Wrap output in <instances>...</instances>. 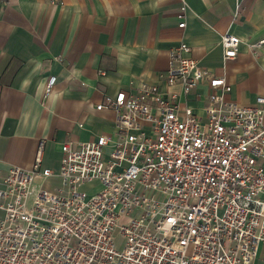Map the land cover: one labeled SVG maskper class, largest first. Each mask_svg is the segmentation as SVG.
I'll return each instance as SVG.
<instances>
[{
  "label": "built area",
  "instance_id": "obj_1",
  "mask_svg": "<svg viewBox=\"0 0 264 264\" xmlns=\"http://www.w3.org/2000/svg\"><path fill=\"white\" fill-rule=\"evenodd\" d=\"M240 42L221 33L223 60ZM189 51L170 50L157 84L104 95L95 108L116 113L115 140L64 141L57 170L42 166L41 142L29 169H0V264H253L264 245V96L226 101L231 86ZM203 81L199 115L180 95ZM49 177L59 184H37Z\"/></svg>",
  "mask_w": 264,
  "mask_h": 264
},
{
  "label": "crops",
  "instance_id": "obj_2",
  "mask_svg": "<svg viewBox=\"0 0 264 264\" xmlns=\"http://www.w3.org/2000/svg\"><path fill=\"white\" fill-rule=\"evenodd\" d=\"M225 31L241 40L228 60L220 45ZM263 37L264 0H0V169H29L41 142L42 166L57 170L64 141L115 140L116 113L95 106L104 95L157 84L180 43L225 78L226 101L253 105L264 96V47L248 45ZM50 75L55 83L46 95ZM208 91L203 81L180 102L203 115ZM39 183L53 188L59 180ZM253 264H264L263 244Z\"/></svg>",
  "mask_w": 264,
  "mask_h": 264
},
{
  "label": "rangeland",
  "instance_id": "obj_3",
  "mask_svg": "<svg viewBox=\"0 0 264 264\" xmlns=\"http://www.w3.org/2000/svg\"><path fill=\"white\" fill-rule=\"evenodd\" d=\"M48 184L47 182H44L43 185L46 186ZM31 203V198L28 199L27 204L30 205ZM114 242H115V247L120 249L123 245V238L119 234L114 235Z\"/></svg>",
  "mask_w": 264,
  "mask_h": 264
}]
</instances>
